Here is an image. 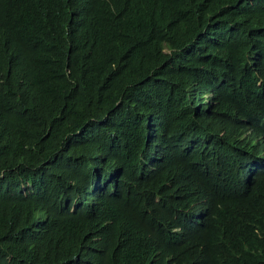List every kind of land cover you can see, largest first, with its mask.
<instances>
[{
  "label": "trees",
  "instance_id": "trees-1",
  "mask_svg": "<svg viewBox=\"0 0 264 264\" xmlns=\"http://www.w3.org/2000/svg\"><path fill=\"white\" fill-rule=\"evenodd\" d=\"M0 264H264V0H0Z\"/></svg>",
  "mask_w": 264,
  "mask_h": 264
},
{
  "label": "clouds",
  "instance_id": "clouds-1",
  "mask_svg": "<svg viewBox=\"0 0 264 264\" xmlns=\"http://www.w3.org/2000/svg\"><path fill=\"white\" fill-rule=\"evenodd\" d=\"M251 182V181H250ZM249 182V177H248V184H250ZM209 194V193H208ZM185 207H186V216H187V219L189 221V223L186 225L187 229L189 231H193V228L195 229H199L201 224H202V220L199 216H197V214H193V212H191L189 210V196H187L185 198ZM209 207V204L208 202L204 199L203 202L199 205V208L201 210V212H203L204 210H206L207 208Z\"/></svg>",
  "mask_w": 264,
  "mask_h": 264
}]
</instances>
